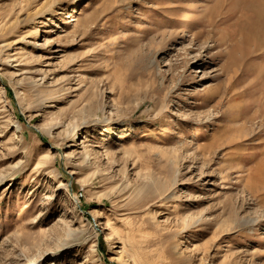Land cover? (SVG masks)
I'll return each instance as SVG.
<instances>
[{
	"label": "rangeland",
	"instance_id": "1",
	"mask_svg": "<svg viewBox=\"0 0 264 264\" xmlns=\"http://www.w3.org/2000/svg\"><path fill=\"white\" fill-rule=\"evenodd\" d=\"M260 12L0 0V264H264Z\"/></svg>",
	"mask_w": 264,
	"mask_h": 264
},
{
	"label": "bare ground",
	"instance_id": "2",
	"mask_svg": "<svg viewBox=\"0 0 264 264\" xmlns=\"http://www.w3.org/2000/svg\"><path fill=\"white\" fill-rule=\"evenodd\" d=\"M260 11H263V10H260ZM260 13H261V14H260L261 16H264V12H260ZM72 23H77V24H78L79 21L76 20V19H73V18H72V19H70V20H69L67 23H65V24H66V25H70V24H72ZM106 241H107V242H111V241H112V238H111L110 236H108L107 239H106Z\"/></svg>",
	"mask_w": 264,
	"mask_h": 264
}]
</instances>
